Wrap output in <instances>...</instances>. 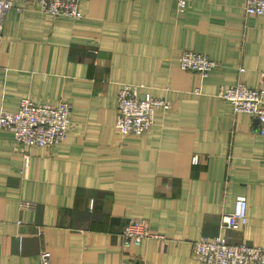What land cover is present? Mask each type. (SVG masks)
Here are the masks:
<instances>
[{
  "label": "crops",
  "instance_id": "1",
  "mask_svg": "<svg viewBox=\"0 0 264 264\" xmlns=\"http://www.w3.org/2000/svg\"><path fill=\"white\" fill-rule=\"evenodd\" d=\"M183 1L81 0L76 20L15 0L2 28L0 112L22 97L66 101L72 128L54 147L31 148L0 128V264H39L43 251L49 264H198L193 243L216 236L264 248V135L217 96L237 81L264 89V17L246 15L244 0ZM183 51L219 65L205 77L182 70ZM122 83L170 108L118 139ZM239 196L246 225L220 229ZM133 219L154 237L123 252Z\"/></svg>",
  "mask_w": 264,
  "mask_h": 264
},
{
  "label": "built area",
  "instance_id": "2",
  "mask_svg": "<svg viewBox=\"0 0 264 264\" xmlns=\"http://www.w3.org/2000/svg\"><path fill=\"white\" fill-rule=\"evenodd\" d=\"M81 0H24L33 5L52 19L68 17L80 19ZM15 0H0V44L5 16L14 8ZM180 9L186 2L178 0ZM246 15L264 17V0H244ZM97 52V51H95ZM179 67L182 70L199 73L202 77L218 67L219 63L206 55L183 51L179 57ZM242 69H240V72ZM139 86L122 83L116 96V118L114 123L118 139L128 136H140L154 124V113L157 109L164 111L170 108V103L150 94L139 93ZM218 98L228 103L234 114L250 115L258 126V131L264 135V89L252 88L243 81L234 85L220 87ZM72 108L66 101L56 105L35 103L29 97H22L16 112H0V128L11 132L13 142L23 148L54 147L61 143L72 128ZM193 165L198 163V156L191 159ZM24 207L30 206L23 203ZM248 203L245 197L235 200L234 209L223 213L220 229L239 230L247 223ZM19 224V223H18ZM121 249L129 250L133 245H139L143 239L154 237L148 231L147 225L139 220H130L121 234ZM193 258L198 264H264V248L248 245L245 242L228 244L222 236L203 237L193 243ZM50 254L43 251L39 256V264H49Z\"/></svg>",
  "mask_w": 264,
  "mask_h": 264
}]
</instances>
